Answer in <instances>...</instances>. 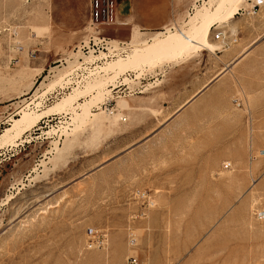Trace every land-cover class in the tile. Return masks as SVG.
Returning <instances> with one entry per match:
<instances>
[{"label": "rangeland", "instance_id": "1", "mask_svg": "<svg viewBox=\"0 0 264 264\" xmlns=\"http://www.w3.org/2000/svg\"><path fill=\"white\" fill-rule=\"evenodd\" d=\"M169 1L185 19L166 32L188 29L209 0ZM237 2L230 25L211 31L215 50L175 60L207 53L209 79L228 65L184 107L165 108L159 82L142 87L161 60L105 79L85 123L53 111L4 135L165 30L142 36L129 20L95 33L85 1L0 0V264H264V0ZM91 41L105 42L87 52ZM89 229L106 235L103 248L86 247Z\"/></svg>", "mask_w": 264, "mask_h": 264}, {"label": "bare ground", "instance_id": "2", "mask_svg": "<svg viewBox=\"0 0 264 264\" xmlns=\"http://www.w3.org/2000/svg\"><path fill=\"white\" fill-rule=\"evenodd\" d=\"M237 3V0H209L206 5L197 8L194 14L190 17V20L188 21V29L181 30L177 28L176 30L159 32V36L153 40V42L147 43L146 45H144L145 43H142L144 46L138 45V47H134L135 49L132 48L134 50L129 56H126L125 58L118 57L109 62L107 61L104 66H99L101 68L100 72L103 73L101 75L102 78H99V76V79L96 78L93 79V81L91 80L92 82H87V85H85L84 88H76L73 93L64 97L59 103L49 107L39 114L33 115L30 112L24 111L21 118H14L13 127L6 129L4 135L8 134L11 129H17V133L20 135L25 131L26 127L38 123L53 111H70L71 121L76 125L85 123L91 117L90 108L92 104L102 100L104 96H106L108 90L105 88V82H107L105 79L108 77L112 78L119 74L120 71L129 67L137 66L143 61H153L154 59L162 57L185 56L199 51L202 47L216 49L217 47L215 46V43L212 42L210 38L211 27L218 21L219 26H221L223 20L229 24L230 19L238 8ZM231 29L234 31L233 26ZM221 33L222 30H217L214 37H220ZM108 54V52H103L102 55L107 57ZM97 58L98 55H95L93 58L87 60L93 62ZM67 76H69L68 72L60 74L56 80L51 82L52 85L55 83H61ZM87 94H90V98L75 105L80 97Z\"/></svg>", "mask_w": 264, "mask_h": 264}, {"label": "crops", "instance_id": "3", "mask_svg": "<svg viewBox=\"0 0 264 264\" xmlns=\"http://www.w3.org/2000/svg\"><path fill=\"white\" fill-rule=\"evenodd\" d=\"M82 1H85L89 5V0ZM175 4L177 5L174 6ZM124 9L127 11V14L124 15L127 21L131 20L132 24L136 23L142 29L146 30H140V33L143 34L142 36L154 32H165L166 30L164 28L170 23V21L176 22L185 19L184 8L180 7L176 1L170 3L169 0H126ZM232 18H234V16ZM214 27H220L219 21L211 27V31ZM147 29H163L165 31L157 30L154 32H148ZM137 31L138 30L133 29V37L134 34L138 33ZM201 50L212 51V49L207 47H202L199 51ZM228 58L230 59L228 60L231 61L232 58L230 56H228ZM177 59L179 60L183 58L174 57L170 60L154 59L155 61L149 60V63L143 61L137 65L139 67L145 64L153 65L158 61L165 60L157 65L154 68V71L144 74L141 77L140 82L142 83V87L146 85L147 80L152 84L159 82L158 90L164 93V98L162 99L164 107L168 108L177 106L176 110L184 107L187 102L197 97V95L206 89L210 83L216 80L217 77L223 73V70L228 67V65H226V67L223 66V70L221 69L209 79L207 53H201V55H198L195 59L175 62ZM155 87H157V85H155ZM179 100H182V103L176 105V102Z\"/></svg>", "mask_w": 264, "mask_h": 264}, {"label": "built area", "instance_id": "4", "mask_svg": "<svg viewBox=\"0 0 264 264\" xmlns=\"http://www.w3.org/2000/svg\"><path fill=\"white\" fill-rule=\"evenodd\" d=\"M121 0H89V27L91 29H95V33L101 32L104 27L111 26H124L127 24V20L125 16L120 12ZM224 32L222 30L220 37H215V39H220L221 37L224 39ZM105 38V37H103ZM226 40V39H225ZM236 41V40H235ZM105 42V41H104ZM103 42V43H104ZM103 43H95L91 41L86 50L87 52L96 51L95 49L101 47L103 48ZM121 45L126 44V42H120ZM228 42H225L224 45H227ZM91 48V49H90ZM121 54H125L124 51H121ZM226 167L230 166V163L225 164ZM139 201L145 205V207H152L154 205L153 197L147 193L145 190L137 189ZM134 198V197H133ZM87 243L86 247L88 249H98L103 248L106 242V235L103 233H99L94 229H89L87 232Z\"/></svg>", "mask_w": 264, "mask_h": 264}]
</instances>
